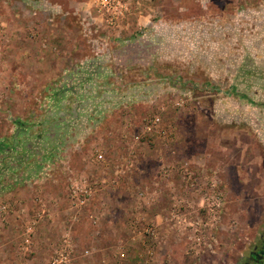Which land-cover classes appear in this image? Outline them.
Segmentation results:
<instances>
[{
	"label": "rangeland",
	"instance_id": "obj_1",
	"mask_svg": "<svg viewBox=\"0 0 264 264\" xmlns=\"http://www.w3.org/2000/svg\"><path fill=\"white\" fill-rule=\"evenodd\" d=\"M68 1L0 0V75L3 71L17 78L6 86L0 82V105L19 109L26 104L33 114L39 107L57 102L53 90L70 81L57 87L60 81L37 77L53 74L57 64L50 61L54 55L63 56L67 47L70 51L78 44L81 47L73 55L90 61L95 56L109 59L112 66L117 44L134 42L129 51L137 62L129 66L134 73L121 69L128 76L125 79L112 66L106 81L100 80V75L87 82L77 79L71 84L73 95L62 97L65 105L89 104L92 98L79 92L87 85L97 95L95 103L104 101L114 109L109 118L99 119L104 145L93 146L92 163L108 168L109 187L105 190L115 198L109 202L98 197L103 183L97 170L93 175H73L69 195L74 182L87 178L93 182V198L75 220L69 215L60 241L49 246V256L38 253L35 239L51 211L38 202L25 218L10 264H48L66 234L76 247V264V237L85 235L86 226L91 232L112 230V235L125 237H115L107 244L115 248V264H120V248L126 251L128 264H145L137 256L145 253L150 223L158 225L160 244L156 260L148 264H238L251 238L264 226V0H109L110 9L102 0H75V11ZM86 27L93 29L87 37ZM122 38L124 41L118 42ZM38 57L48 64H39ZM129 89L138 94L124 101L121 95ZM155 115L162 118V125L144 134V124ZM97 150L105 152V163L95 159ZM128 157L135 162L132 166L126 164ZM183 164L203 178L216 177L225 199L221 224L213 229L207 247L198 256L188 253V240L176 221L167 220L171 189L192 195L181 185L178 169ZM140 169V177L131 175ZM164 169L170 176L164 175ZM111 170L117 175L128 172L130 192L124 195L130 196L124 203L132 205L135 200L139 215L127 205L129 213L123 215L124 207L116 196L124 183ZM140 191L155 195V201L150 204L139 199ZM100 201L104 204L98 209ZM10 210L2 215L3 220ZM42 211L45 214L39 221ZM70 212L75 214L72 209ZM137 220L141 235L133 229ZM30 225L35 227L32 243L23 246ZM92 254L93 249L83 251L85 258Z\"/></svg>",
	"mask_w": 264,
	"mask_h": 264
},
{
	"label": "crops",
	"instance_id": "obj_2",
	"mask_svg": "<svg viewBox=\"0 0 264 264\" xmlns=\"http://www.w3.org/2000/svg\"><path fill=\"white\" fill-rule=\"evenodd\" d=\"M74 2L77 3L75 0L67 2L69 8L73 9V11H75L72 8ZM92 30L86 27L85 32L88 33L85 36L87 37L91 34ZM119 41L123 42L124 39H119ZM123 43H120L121 45L117 44L118 51H116L114 60L111 61L112 66L116 68L120 75H123L122 70H130L131 67L129 66L137 63L136 59H132L131 56L133 55L129 54L131 46H133L130 44L134 42L127 45H125L126 42ZM79 47L81 46L75 44L72 48H69L70 51L67 47L63 56L54 55L56 57L50 62L57 64L56 71L53 74H41L37 77L38 80L41 77L44 78L43 80L54 78L58 82L60 81L57 87L62 85V81H70L69 84L63 82L62 86L64 88L60 87L53 90L54 96L57 98V102L53 105L39 107L33 114H30V109L26 107V104L19 109H16L17 106L8 104L0 105V207L7 204L11 209L5 220H3L4 217L0 218L3 220L0 223V264H10L12 262L14 250L24 230L25 218L34 211L38 202H44L51 211V217L40 226L35 239L38 253L43 252L46 256H49V246L57 245L56 242L60 241L61 235L65 232L66 225L69 222V215L71 219L69 179L73 175L87 172L93 175L94 171L97 170L98 178L103 183L100 188L102 192L98 194V197L109 202L112 197L115 198L113 194L107 193L105 190L109 187V185L106 186V181H109V175H107L109 173H106L108 168L101 167L105 165L99 166L92 163V158H94L92 154L93 146L96 144L104 145L102 132H100L102 123L99 124V119H105L104 116L109 118L111 110L114 109L108 103L106 105L104 101L100 105H98L97 101L95 103L94 98L97 100V95L87 85L85 89L81 88L79 92L84 97H91L93 103L90 101L89 104L79 106L62 103L64 100L62 97L67 94L73 95L72 82H76L77 79L86 82L87 79L97 80L95 77L99 75V78H102L100 80L106 81L111 73L110 68L112 69V66L107 63L109 59L95 56V59L90 61L87 58L77 57L76 54L73 55V51ZM36 61L40 62L39 64H48L41 57H38ZM76 63H80V66L70 67V65ZM1 64L3 63L1 62ZM134 72L130 70V74ZM11 76L7 75V72L2 71L0 82L6 86L10 84V79H17ZM125 76L124 74L122 77L126 79L128 76ZM134 93H137L136 89H129L128 93L121 95V97L124 98V101H127L125 99L130 100ZM126 95L128 96L126 97ZM104 97L102 95V98ZM104 149L106 151L107 147ZM78 166H81L80 171H77ZM110 172L122 177L121 183H124L116 196L121 203L120 205H122L121 208L127 205L128 209L132 207L135 215H139L140 211H138V205L134 199L132 205L124 203L129 200L130 196L126 197L124 195V193L130 192L129 186L131 182L128 178L130 179L131 177L128 172L121 175H117L113 170ZM141 172L140 169V171H135L131 175L137 178L142 175ZM99 204L96 207L98 209L104 203L100 201ZM127 207L125 206V209H122L125 216L129 213L128 209V213L125 211ZM114 222L116 223V220ZM86 228L84 236L78 233L79 235L76 237V242L79 245L76 264L82 261H89V263L83 264H115V248H113L112 244L109 246L107 244L116 240L115 237L121 240L125 239V237H121V233H119V236H116V234L112 235V230L104 233L101 229H94L91 232L87 226ZM102 240L101 244L100 241ZM88 248L93 249L91 259L85 258L83 255V251ZM93 255L96 257L94 256V258Z\"/></svg>",
	"mask_w": 264,
	"mask_h": 264
},
{
	"label": "built area",
	"instance_id": "obj_3",
	"mask_svg": "<svg viewBox=\"0 0 264 264\" xmlns=\"http://www.w3.org/2000/svg\"><path fill=\"white\" fill-rule=\"evenodd\" d=\"M104 7L110 9V1H101ZM120 4V2H119ZM103 7L99 10L103 11ZM162 125V118L159 115H155L152 119L148 120L142 130L144 134H149L155 131L156 127ZM136 140L140 139V135L135 137ZM95 159L99 163H105L107 160L104 151L97 150L95 153ZM128 160V161H127ZM133 162L129 157L126 159L127 166H132ZM169 170L164 169V175L170 176ZM181 177L182 186L187 191L192 193L189 195H181L176 191V188L171 189L170 192V209L168 212L167 220L169 222H175L179 225L180 230L188 240L187 251L192 255H200L208 245V239L211 237L213 229L221 224L223 207L225 205L224 194L219 190V182L216 177H201L198 172L194 171L188 164H183L178 169ZM94 186L93 182L87 178H81L74 182L70 189L69 201L70 210L74 211V215H71V219H76V215H80L83 208L86 207L89 200L93 198ZM138 198L145 199L146 203H153L155 201V195L140 191ZM9 205L5 204L0 207V218L3 214L7 213ZM191 209V210H189ZM190 211V212H188ZM45 211L40 213L38 220L41 221ZM195 214V216H191ZM0 219V223H1ZM134 222V221H133ZM34 228L31 225L24 233V245H30L32 243ZM133 229L136 235H141L142 230L137 220L133 223ZM149 240L144 245H147L145 253H139L137 258L139 261L148 264L156 260V248L160 244V234L158 231V225L150 223L146 229ZM135 239V237H134ZM133 239V240H134ZM86 254H90V250L85 251ZM76 254V247H74L70 234H66L62 238V243L58 246L55 255L49 261L48 264H74V258ZM127 253L124 249H119L120 264H128Z\"/></svg>",
	"mask_w": 264,
	"mask_h": 264
},
{
	"label": "flooded vegetation",
	"instance_id": "obj_4",
	"mask_svg": "<svg viewBox=\"0 0 264 264\" xmlns=\"http://www.w3.org/2000/svg\"><path fill=\"white\" fill-rule=\"evenodd\" d=\"M248 245L240 255L238 264H264V226Z\"/></svg>",
	"mask_w": 264,
	"mask_h": 264
}]
</instances>
